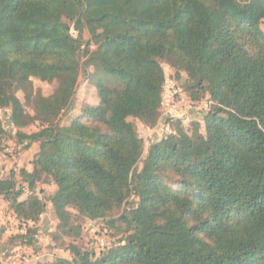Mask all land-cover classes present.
<instances>
[{
  "label": "trees",
  "instance_id": "1",
  "mask_svg": "<svg viewBox=\"0 0 264 264\" xmlns=\"http://www.w3.org/2000/svg\"><path fill=\"white\" fill-rule=\"evenodd\" d=\"M77 19L104 27L95 51L82 28L72 35ZM263 20L260 0H0V107L13 105L11 122L21 128L29 117L16 93L33 79L58 84L36 98L33 120L43 128L28 139L40 151L23 182L58 186L52 203L68 236L81 235L70 206L125 234L124 247L102 257L72 246V261L41 264H264ZM162 62L187 74L194 101L208 94L216 103L207 135L181 129L167 137L150 151L143 177L144 141L129 119L157 125ZM91 65L99 107L60 126ZM3 134L0 124V142ZM22 193L14 175L0 180L20 225L37 224L46 204L19 201ZM26 230L13 240L30 245Z\"/></svg>",
  "mask_w": 264,
  "mask_h": 264
},
{
  "label": "rangeland",
  "instance_id": "2",
  "mask_svg": "<svg viewBox=\"0 0 264 264\" xmlns=\"http://www.w3.org/2000/svg\"><path fill=\"white\" fill-rule=\"evenodd\" d=\"M81 3L83 0H79ZM264 5V0H260V6ZM71 33L74 37L79 36V28L83 29L82 39L84 43L90 44V51H95L97 46L93 42L95 36L101 35L104 27L101 25L88 24L77 19L72 25ZM264 31V20L261 25ZM84 48H86L84 46ZM88 57H83L82 62H86ZM165 72L166 82L162 95V107L159 121L156 126L149 127L140 120L130 118L137 129L138 135L144 141V154L141 162L137 165V172L148 177L151 175L146 167V159L150 151L161 141L171 135H176L182 129L189 134L206 136V115L213 110L215 103L207 94L199 101H194L191 91L188 89V76L185 72H178L169 63L162 62ZM98 74L94 66H89L87 72H82L78 87L75 89L74 101L72 105L62 111L58 123L60 126H70L76 119L86 117V111L90 107L97 108L100 104L99 91L93 76ZM58 88L56 82H51L50 78L43 80L33 79L31 89L25 92H17L16 99L20 105V110L26 113V126L21 128L11 122V117L15 113L13 105L0 107V124L4 131L0 142V180L10 179L12 175L17 180V190L23 187V193L19 196V201H25L32 196L38 197L46 204V211L37 224H27L21 226L16 216L11 213L9 204L0 197V264H41L55 263L59 259L72 261L74 255L71 247L75 246L82 252H89L96 258L110 253V251L120 250L124 242L125 234L109 228L105 222L100 220H90L80 214V210L70 206L68 213L72 215L71 224L76 223L81 227V235L72 238L65 234L66 223L64 218H59L53 207L52 200L55 197L58 186L51 180L42 179L37 182L33 190H29L27 183H24L22 171L32 172L34 170V160L40 151L39 143H32L28 137L38 133L43 125L40 121H34L35 104L38 95L50 96ZM31 100H28V97ZM139 198L130 199L126 207L138 202ZM120 210L112 215L119 217L123 213ZM12 214V215H11ZM33 239L30 245H21L19 241H14L18 235L27 233Z\"/></svg>",
  "mask_w": 264,
  "mask_h": 264
},
{
  "label": "crops",
  "instance_id": "3",
  "mask_svg": "<svg viewBox=\"0 0 264 264\" xmlns=\"http://www.w3.org/2000/svg\"><path fill=\"white\" fill-rule=\"evenodd\" d=\"M1 199V198H0ZM12 213V212H11ZM12 215V214H11Z\"/></svg>",
  "mask_w": 264,
  "mask_h": 264
}]
</instances>
